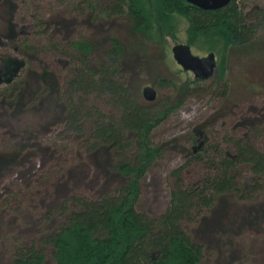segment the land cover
Returning <instances> with one entry per match:
<instances>
[{"label":"rangeland","instance_id":"1","mask_svg":"<svg viewBox=\"0 0 264 264\" xmlns=\"http://www.w3.org/2000/svg\"><path fill=\"white\" fill-rule=\"evenodd\" d=\"M80 1L0 0V91L7 86L6 78L14 76L23 83L13 95L0 96V154L6 157V162L0 165V264L12 261L15 247L30 244L51 262L52 249L40 240L65 224V217L51 215L52 210L71 196L98 200L112 195L123 184L108 168L103 150L87 155L85 136L66 130L63 124V104L59 98H64L67 92L65 82L71 63L64 49L50 51L49 44L61 46L90 41L97 35H113L125 47L128 36L124 29H116L112 20L99 19L93 31L89 30L86 26L89 16L81 17L79 13L83 8L82 3L79 6ZM83 1L104 5L107 0ZM235 4L237 12L243 15V24L259 18L261 29L248 50L222 52L221 46L215 45L212 49L215 69L208 79L201 81L183 72L172 59L170 49L185 42L187 27L177 16L174 17L176 37L164 36L162 47L147 44L144 56L148 64L139 66L140 71L133 70L130 62L123 65L132 71L127 81L132 91L137 94L144 86L155 91L152 102L139 100L151 106L154 113L161 106L168 110L164 115H156L158 121L150 132L151 144L158 145L161 152L139 181L136 210L150 219L165 211L175 183L172 174L176 170L179 171L177 183L183 187L199 185L203 178L215 175L204 163L185 164L188 152L194 150H190L192 136L198 141L195 148L204 143L205 149L213 148L206 158H213L215 162H219L224 153L232 156V141L243 139L244 135L250 136L254 148L264 153V0H235ZM38 20L47 25L37 24ZM133 37L143 39L139 34ZM23 46L33 48L34 53L24 55ZM189 49L198 57L209 52L202 43ZM157 51L159 59L149 61L148 57L158 55ZM42 71L47 75L40 78ZM184 83H188L189 88H186L187 94L180 95L178 89H183ZM40 85H48L51 93H47L48 89L33 99L34 89ZM78 96L75 94L72 100L79 101L84 110L95 108L105 115L115 114L103 98L88 95L81 97V101ZM90 123V119H83V132L88 131ZM128 156L131 158V153ZM247 170L245 166L237 167L239 181L247 180ZM223 199L218 211L205 218L207 221L201 226L204 233L196 232L194 224H186L185 231L194 229L192 241L208 251L212 249L213 258L208 263L226 264L228 257L217 258L213 239L221 221L227 220L224 215L231 216L230 207L234 208L237 203L235 208L240 212L234 214L247 215V223L243 233L237 226H231L235 233L231 264H264V193L243 203L244 206L235 198ZM254 206L256 209L249 213L242 212L243 207ZM223 210L229 213L223 214ZM197 215L196 219L203 213ZM205 229L213 230L205 234Z\"/></svg>","mask_w":264,"mask_h":264},{"label":"trees","instance_id":"2","mask_svg":"<svg viewBox=\"0 0 264 264\" xmlns=\"http://www.w3.org/2000/svg\"><path fill=\"white\" fill-rule=\"evenodd\" d=\"M107 1L100 5L81 0L79 6L82 3L83 8L79 10L80 16H89L86 26L91 31L99 19L112 20L116 29H124L128 35L125 47L113 35H97L90 41H74L61 46L50 43L48 47L50 51L64 49L71 63L65 82L67 92L64 98H59L63 104L65 129L85 136L87 155L103 150L107 166L110 165L108 168L123 180V184L112 195L98 200L71 196L52 210L51 215L65 217V224L40 240L52 249L51 262L30 244L15 247L12 261L8 264H200L202 261L210 264L207 261L213 258L212 249L208 251L200 243L192 241V232L202 231L201 226L207 221L205 218L218 211L223 198H235L243 204L264 193V153L258 152L251 144L250 136L244 135L243 139L232 141V156L224 153L219 162H215L213 158H206L213 148L205 149V143L195 148L198 141L192 136L190 150H194L188 152L185 164L204 163L207 170L214 171L215 175L203 178L199 185L183 187L177 183L179 171L176 170L172 174L175 183L165 211L151 219L138 213L139 181L161 152L158 145L151 144L150 132L158 121L156 115H164L168 110L161 106L154 113L151 106L144 105L139 100L142 98L140 92L136 94L132 85L127 83L132 71L126 70L123 65L130 62L133 70H139V66L148 64L144 56L147 44L162 47L164 36L176 37L175 16L182 18L187 26L183 44L188 47L196 43L205 44L208 53H214L212 49L215 45H220L222 52L229 49L248 50L257 39L261 22L258 18L243 24V15L237 12L235 0L215 11L199 10L184 0ZM36 23L47 25L39 20ZM134 34L141 35L143 39H134ZM22 51L24 55L34 53V49L27 46H23ZM138 58L141 59L138 61ZM156 58L159 59V53L148 57V60ZM45 75L47 73L42 71L39 76L43 78ZM4 82L7 86L0 91L2 97L13 95L23 84L14 76ZM181 86L183 89H178L179 94H187L188 83ZM48 89V85L36 86L33 99ZM47 93H51V89ZM75 94L79 95L78 100L88 95L103 98L115 114L105 115L95 108L84 110L79 101L72 100ZM83 119L91 121L86 133L82 131ZM130 153L131 158L128 156ZM5 158L4 154H0V165ZM239 166L248 169L247 180L237 179ZM236 204L234 208L230 207L233 211L231 216L224 215L227 220L221 221L213 239L217 258L224 260L228 257L230 260L226 264L234 261L231 254L235 233L231 226H237V230L243 233L247 223V215L234 214L240 212L235 208ZM243 209L242 212L249 213L256 207ZM198 213L203 215L196 219ZM186 224H194L195 230L187 233ZM212 230L204 231L206 234Z\"/></svg>","mask_w":264,"mask_h":264},{"label":"water","instance_id":"3","mask_svg":"<svg viewBox=\"0 0 264 264\" xmlns=\"http://www.w3.org/2000/svg\"><path fill=\"white\" fill-rule=\"evenodd\" d=\"M187 4L202 10L215 11L225 7L232 0H184ZM171 56L174 62L183 72H189L196 79L201 81L208 79L215 68L214 56L212 53L198 57L191 54L188 46L177 44L171 47ZM141 97L146 102L155 99V91L150 86H144L140 91Z\"/></svg>","mask_w":264,"mask_h":264},{"label":"flooded vegetation","instance_id":"4","mask_svg":"<svg viewBox=\"0 0 264 264\" xmlns=\"http://www.w3.org/2000/svg\"><path fill=\"white\" fill-rule=\"evenodd\" d=\"M141 91V90H140Z\"/></svg>","mask_w":264,"mask_h":264}]
</instances>
